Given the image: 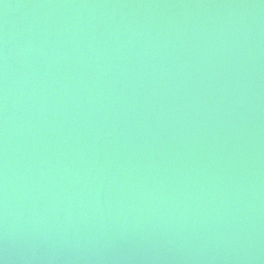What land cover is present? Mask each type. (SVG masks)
<instances>
[{"label": "bare ground", "instance_id": "bare-ground-1", "mask_svg": "<svg viewBox=\"0 0 264 264\" xmlns=\"http://www.w3.org/2000/svg\"><path fill=\"white\" fill-rule=\"evenodd\" d=\"M0 264H264V0H0Z\"/></svg>", "mask_w": 264, "mask_h": 264}]
</instances>
